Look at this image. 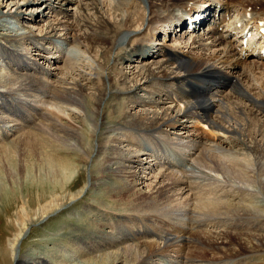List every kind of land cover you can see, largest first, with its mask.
Returning <instances> with one entry per match:
<instances>
[{
  "label": "rangeland",
  "instance_id": "rangeland-1",
  "mask_svg": "<svg viewBox=\"0 0 264 264\" xmlns=\"http://www.w3.org/2000/svg\"><path fill=\"white\" fill-rule=\"evenodd\" d=\"M35 1L36 0L34 1L17 0V2H19V5H17L16 7L17 8L21 7L23 11V16L19 17L18 19L10 18V17H2L3 21H0V24L4 25L2 26V28H0V32H1L0 34L7 31L6 29L9 28L11 30L10 34L12 35L9 38L11 39H17L15 38L17 37L16 35H20L28 31H30V33L33 34L34 38L29 39L28 41L26 39L23 40L21 37L20 38L18 37L20 39L19 40L20 42L18 43L13 42L14 44L13 46L18 47L19 50L21 49L22 51L28 50L30 52L29 55L25 58L26 63L29 62L31 66L34 68V72L33 70L32 71L30 70V73L36 76L41 75L45 81H48L51 84H58V80L63 79V77L67 79L68 82L78 81L81 76H79V74H75V72L76 70L79 69L80 71L78 72H81L82 75L85 74L84 77H86V79L83 81V83L86 86V89L82 93V94L86 93L84 95L85 97L95 93L96 92L95 88L99 86L104 88H107L109 86L110 87L117 86V87L125 88L126 86H128V84H124L122 82V79L126 77L128 78L131 77L130 79L133 80L134 74L133 75L131 74L130 76V71L135 70L136 72H138L143 62L141 63L140 61L141 58L138 59L136 58L134 62H129L128 59L122 61L119 58V54L125 53L127 50L126 47H122V46H125L128 43L141 40L140 31L144 30L147 24L145 21L143 22L142 20L135 21L133 23L128 22V14H129V10H131L132 13L135 14L142 13L140 12L142 10L138 12L133 11L131 9L130 4L127 3L128 0H126V2H120V0H96L98 2V5L102 9V15L104 17L111 19L112 21L118 19L119 24H122V28L129 27V30L127 32H131V33L135 32V34L132 36L130 35L127 37H123L122 39H119L115 44L110 41L95 42L93 41L92 37L88 39L90 36H84V35L83 38H81L80 40L77 37L78 38L77 41L75 39V34L77 36H80L84 33L90 32L88 27L82 26V24L83 25L85 24V20L88 19L89 21H94L97 17V15H95L92 9H90L91 7H87L85 5V3L89 1L87 0H48V1L37 0V2ZM200 1L202 2V0ZM203 1H208L210 3H213L212 0H203ZM8 2H9L8 0H0V14L2 12L7 13L9 10L13 11L14 9H16L15 5L13 4L10 5L12 7L11 9ZM117 6H120V9H116ZM122 6L124 10L122 9ZM157 7L156 10H159V6ZM173 9H175V7ZM157 13H158L157 11L155 14L152 11H150L149 13L150 21L156 20L155 22H157V20L158 19L160 20L161 16L164 15L159 13L158 15ZM198 14H200L199 9H198ZM165 15L167 16V12L165 13ZM242 16L243 14L239 16V18ZM141 18H143V15L141 16ZM50 19L51 20L59 19L66 24L68 23L67 25H69L70 23V25L69 26L66 25L67 27L65 26L66 28H68L66 30L63 29L58 30V35L56 37H53L52 39L43 38L42 37L43 33H45L47 29L46 24H48V21ZM214 20H216V18ZM141 21L143 23H141ZM198 23L199 21L194 22L193 24L194 26L197 24L196 26L198 29L200 27L201 30H203V28L209 30L208 28V26L210 25L209 21L203 23L202 26H200ZM171 27L172 26L164 25L163 29L161 28L162 32L169 31L167 35H164L163 33V38H165V42H163V40L160 41L156 38L153 41L155 45L153 47L156 48V50L154 51H156L157 56L154 55L155 57L149 59L147 58L146 60L143 61L152 62L154 60L153 66H155L154 63L157 62V60L159 61L161 58L165 59V56L161 54L162 52L161 50L164 49H165L164 52L166 50H167L166 52H171V51L180 52V53L189 52V43L192 40L193 35L195 36L196 34H198L197 32L198 30H195L196 33L194 32V30H190L187 33V30L185 31L180 27L178 28V26H175L176 28L174 27V29H171ZM72 35L74 36L73 38ZM205 41H207L208 44H212L209 38H206ZM0 43L3 44L4 47L6 46L13 48V46L10 43L8 42L6 43V41H4L3 39H0ZM61 44H63L62 45L63 54H64L63 57L59 55L60 53L62 54V52H60L59 50L61 48ZM114 45L116 47H122V48L117 49L115 47L113 49ZM55 46L57 48H55ZM86 46H92L93 47L92 51L85 48ZM222 48H223L222 45H218L217 47H212L210 49V52H208V54L210 53L214 54L216 53V51H214L215 49L222 50ZM2 50H0V75L2 74L6 75L7 77H11L13 80H11L10 83L6 84L5 86H0V102L3 100L7 102L9 100L10 102L13 101L12 103H16V104L19 103L18 106L19 112L14 111L17 113V116L12 114L13 109L10 110L9 104H7L8 106L2 105V107L0 108V118H1L0 126L3 128L8 126L10 128V130H8V128L4 129V131L6 132L5 134L4 133L2 134V131H0V151L5 149H6L5 151H10L9 145L11 143L15 144V139L19 138L22 132L35 131L36 127H40L42 129L43 128L48 129L46 124L50 122H48L45 119L51 117L54 110L56 114L57 112L59 113L57 114L58 116L57 115L55 116L56 118L54 117L56 120H58L59 123H64L65 121H69V120L70 122H73L74 120H72L68 115L69 114L68 110L63 108V106L65 107L67 106L66 103L57 102L56 104H54L55 100L51 99L48 96H43L39 94V92L37 93V91L34 90L27 91V89H22L24 86L23 79L12 74L13 71L11 70V67L4 60V57L1 56ZM115 51L116 54L114 56ZM112 57L114 59L113 62H112ZM231 58L233 59L234 57ZM231 58L226 57L224 59L227 60L228 62ZM171 65L174 66V62ZM121 67L124 68L125 70L124 73L120 72L117 69ZM263 67H261L260 69H264ZM13 69L14 71L17 72L15 67H13ZM67 72H69V74ZM66 73L68 74L69 77L66 75ZM130 79L128 81L131 83ZM262 83H264V81ZM60 84L67 87L68 85L70 86V84L68 83L67 84L60 83ZM167 85H172V84L165 83V86ZM154 87L156 88V86L150 87V89L147 87L145 88L143 87V89L140 88L136 90L135 95L136 97L144 98L145 96L149 95L147 94L148 93L147 89L152 91V93L153 92L155 93V91L156 93H160V88L157 89L158 90L157 91L156 89H154ZM226 88L227 87H225V89ZM1 92H5L7 95H5L4 97L1 95ZM11 94L12 96H17V97L9 96ZM222 95H225V93ZM154 96H156V94H154ZM124 97L126 98L127 95L120 94L119 99L113 100L112 98H110L109 103L115 104L117 100H125ZM160 101L161 103L160 105H158V107L156 105L151 106L147 104L143 107V105L138 104V106L137 105L129 106L128 107L129 110L127 111L129 112L130 115H134V114L139 115L141 112H144V109H146L149 110V112H151L150 115H148L147 117L151 118V116L153 115L152 112L154 111L156 112L158 110L159 112H161V110H163V108L166 107L173 106L174 111L176 110L179 111L180 109L178 115L179 118H177L178 122H176L177 124L170 127L165 126L164 127L165 131L163 132L165 134L163 136H161L162 132L160 130L159 133L155 132L157 129L146 131L143 130L141 127L131 126L132 124L129 125L125 124L122 126V128L116 126V130L112 131L111 133L105 134L107 138L106 137L104 138L105 141L108 142L109 140V142L113 143L114 140L112 138L116 137L115 139L124 142L122 145H120L122 146L121 147L122 150H119V154L121 155L122 153L123 154L127 153L130 154V156L132 155L135 156L134 159L135 158L136 159L133 162H136L138 164L136 163L131 164L128 170L134 171L135 178L138 179L139 181V183L135 187V189L137 188L136 190H140V192L143 193H151L150 191H152L154 183L158 182L159 178L162 177L160 175V172L166 171L170 177H181L187 179L186 184L182 185L183 191L181 192L180 189H177L176 191H174V195H172L170 199L162 200L161 201L162 205L154 210L146 209V208L126 209L124 207L125 204H121L120 206H117V203L115 202V198L113 196H103L101 198V201L99 203L100 206H99L98 204H96L97 202L93 200L94 196L92 197L91 195V192H94L96 190L94 188L89 187L91 183L90 168L93 165V161L100 156L99 155L100 143L97 140L95 144L96 147L95 151L93 152V154H91L90 156L91 159L89 158L88 163L84 165L85 167L83 168V172L85 173L84 174L85 179L87 180L86 181L87 184L85 185V188L87 189L85 191H82L78 196L70 200H67L64 204L58 206L51 212L43 215L40 218L35 219L33 222L28 224V226L24 228L21 237L16 241L14 248L12 247V264H86L85 262H87L88 259H92L93 257H97V256L98 257L103 256L104 254L106 255L107 253L121 252L120 249L129 246H135L137 243H140L141 240L149 241L150 239L151 241L152 239H156L152 241H156L159 242V244H161L160 237L158 238L151 231L130 233L129 231L124 229H123L124 231L122 230L121 233L118 234L119 236L116 237L107 236V238H105L104 241H101L98 234V223L100 221H104L105 223H110L108 224L110 227L106 225L104 231H107L108 233H112L113 231L118 230L117 226L114 224V221L121 220L123 222L131 223L132 221L128 220V218H130V215L138 214V216H144L145 214L146 215L149 214V216H153L158 219L163 217L165 218L166 216L168 221L171 219V221L174 222L176 218L181 219L179 218L180 215H177L178 211L173 210L174 207L177 209L183 206V208L185 207V209L189 211L192 208L196 212L198 211L197 206H195V204L197 203L198 206L199 205L203 207L208 206L209 212L206 213L207 217L206 215H201V216L199 215L198 217V214L195 215L194 212H192L191 214L192 218L190 219H193L195 215L196 218L194 219H199V218L203 219L200 221L181 219L182 220L181 223H184V226L186 225L185 227L187 228L189 227V229L187 230L188 234H190V236H195L197 232L213 233L220 230L225 231L228 234V237L226 239L227 240L229 239V242L233 241L232 243L234 249L233 251L235 253H232L231 256H224L226 253L229 252V250L228 251L226 250V252L222 250L225 254H223L222 251H220L221 253L220 252L213 253L212 251L216 249L208 248L204 246L207 244V241L204 240L196 241L190 239L185 241L186 245L184 247H181L184 256L189 257L188 256L189 253L191 256L192 253H194L193 255L196 256V257L192 256V259H188L189 261L185 260L183 263H181V261H179V257L172 258V256H176V254L174 252H171L172 255L161 254L159 255L160 257L154 256L153 257L154 261L152 260L151 262L146 264H177L178 262H180L181 264H264V245H261V247L254 248L253 250V248L251 247L253 244L252 241L254 240L248 239L249 234L252 236L256 234V236L264 237V192L262 193V189H259L260 185L257 182V181H262V182L264 181V158L257 160V159H253L254 156L252 155V153H247V151L240 152V151L231 150V149H236V150L241 149L239 147H232L230 150L226 151L223 143L221 142L231 141V139L235 140L237 137L240 136V134L235 132L232 133V130H229V132H227L226 130L224 131L219 127H216L215 129L211 127L209 123L208 125L210 126V128L206 124H204V127H202L201 124L203 123H200L197 120L196 122L191 117H180L182 112H184L181 111V109L184 110L186 108L187 102L185 105L184 102L179 103L173 101L171 103L168 100L165 101V99H161ZM254 101H258V100H254ZM226 104L228 106V102ZM69 105H73L70 106V108H73L74 110L78 111V108H76L77 106L71 103ZM240 105H245V104L240 103ZM215 107H218L220 109L219 105H216ZM219 109L214 108V111L212 113L213 117L216 116L215 110H219ZM228 111L229 112L227 113V115L229 116L226 115V120L228 121L226 123L225 122L222 123V126L224 128H226L229 124L232 125L235 122L240 121V115H242L240 114V112H237L230 108L228 109ZM102 112L106 116L105 121L109 123L108 125L115 126V124L118 121L119 115L118 114L114 115V107L113 108L112 106L105 107L103 108ZM246 112L247 110L245 109L244 113ZM24 114L28 115L26 118L27 122H23L25 121V119L23 120L21 119ZM60 114L61 115L63 114L62 116H64L65 118L61 119ZM249 114L250 113H247L246 116ZM234 115H236V117L237 116L239 117L236 118ZM231 116H234L235 118ZM248 118L250 119V116H248ZM258 118H256L253 122L256 123L257 125L264 123L262 121L264 119V116L261 117L258 116ZM257 119L260 120V122ZM3 120H6V122H2ZM233 120H235V122ZM86 123L89 129L91 130L96 129V126L93 121L87 119ZM36 131L40 132L39 130ZM142 132H144L145 134L139 138L138 140L139 143H138L137 134ZM151 133L159 135L160 138L156 136L153 137L149 136L151 135ZM126 134H132L135 137L134 138L135 142H133V144L129 143V139H126V137L128 138ZM165 136L169 137V140H171L172 142H175V146L177 147L178 150L185 152L184 158L186 159L183 160L182 162L183 164L180 163V166L178 168L175 169L173 168L172 170L166 169L163 165H161L162 167L159 166L160 165L158 163L159 155L157 157L156 152H154L153 150H147L142 146L144 144L152 145V148L154 150H157L159 147L162 146V142L164 141L162 140V137ZM192 137H195L198 140L201 139L200 142L202 143V145L207 144L206 146L201 147L202 151L205 149L203 152L212 153L211 150L214 149L211 148H217L218 152H216L215 149L214 154L219 155L224 161H227L228 163L226 167L227 172L230 173L245 172L250 175L256 174V179L254 180V182L237 177L232 179L234 182L233 181L231 182V179L225 178L224 172L217 173L213 170L204 167V165H198V166L201 169H203L205 172H207L208 175H206V177H200L202 174L201 173L198 174L194 170L186 171L187 169L191 168L192 164L195 165V163L196 164H198V162L201 163V160L199 158V154H201V152H199L200 150L196 149V144L193 146L190 144V141L193 139ZM204 137H208L209 141L205 140ZM178 138L179 139L184 138L183 139L184 141L182 140L180 141ZM70 143L75 146L74 141H71ZM219 146L221 148H219ZM11 151H13V149H11ZM77 151H78L77 153L79 154L82 153L83 155L81 148H77ZM95 152L98 154L96 155ZM108 152H112V150ZM10 154H14V152ZM15 157L17 158V160L19 159L18 155H16ZM234 157L238 158V160L241 162V166L230 162V159ZM155 158L157 160H155ZM30 160H32V158H30ZM19 161L21 162V159ZM188 161L190 164L189 163L187 164ZM5 162L6 160H4V162H1V164H4L6 167L8 166V163ZM24 163L28 164L26 162ZM183 167L185 169H183ZM7 169L9 168L7 167ZM5 170L3 171V174L4 173L7 174ZM79 172L80 170L78 169L73 170V175L72 178L70 179L72 183L70 184V186H68L69 187L68 189L72 191L73 190L77 191L80 187H82L81 184L84 181V179L82 176L77 177ZM76 177L77 179H75ZM5 178L6 181L8 179L10 180V177H5ZM8 182L9 181H7V183ZM5 183L2 186L7 185ZM192 186L195 187V191L191 189ZM200 187L203 188L204 190L201 189ZM17 190L21 191V187H18ZM198 190H200V194L202 195L200 196V194L197 193L199 194L198 197L202 201L200 200L198 201V199L196 200L195 198V194H196L195 192ZM37 194L38 193H36V191L34 192L33 190L32 196H35V198L32 197L30 199V205L33 207L37 206L35 202L37 199L36 197ZM26 195L27 197L24 198L25 202H26L25 199L28 200V193ZM9 197H10L9 200L8 199L5 200V197H3V199L0 198V264H11V261L8 258L7 261L4 262L3 257L1 256L5 255V251H8V249L10 248V246H8L7 249V241L11 239V237L14 235V231L16 230V226H17V220H19L16 213L18 210H21V203L17 201L18 194L16 195L11 194V196ZM98 200L100 199L97 198V201ZM143 200L144 199H139L136 202ZM227 200H229L231 204H236V205L244 204L245 206V204H248V207H250V210L252 212L241 213L242 215H244L245 218H247L248 221L244 217H242V215H240L241 216L240 218L239 215H235L233 212L232 214L228 213L229 216L224 214L223 215L219 214L220 216H217L218 214L216 213H215L216 215L213 212L210 213L212 208L211 205H208V203L221 202L227 204ZM189 211H182L181 214H184L186 212L188 213ZM208 213H210L211 215L209 214L208 216ZM211 216L214 217L215 220ZM217 217L219 218L217 219ZM225 219L227 220L228 223H226ZM147 223L151 225H156L157 228H162V222L160 226H158L159 223L157 224L156 220L154 222L149 220L147 221ZM124 238H126L127 241ZM116 239L125 240V241L121 242L120 244L119 241H117V244L119 246L118 247L115 241ZM201 248L203 250L205 249L206 251H203ZM32 251L35 252L42 251L41 252L42 254H36V256H40L41 258L33 261L34 252ZM21 255H23L24 259L22 261L20 260L19 262L17 258L19 256L20 259ZM29 256H30L29 259L32 260L31 262L29 261L26 263L25 258H28ZM43 259H45L44 261L47 262H43ZM176 259H178V262ZM115 264H127V263L125 260L124 261L122 260L116 262Z\"/></svg>",
  "mask_w": 264,
  "mask_h": 264
},
{
  "label": "bare ground",
  "instance_id": "bare-ground-1",
  "mask_svg": "<svg viewBox=\"0 0 264 264\" xmlns=\"http://www.w3.org/2000/svg\"><path fill=\"white\" fill-rule=\"evenodd\" d=\"M8 1H9L8 2L9 6L12 4L15 5V7L19 5V2H17V0H8ZM45 1H48V0H45ZM87 1L89 2H86L85 5L87 7H91L90 9H92V11L95 13V15H97V17L94 21H89L87 19L89 17L86 18L87 20H85V24L84 25L82 24V26L88 27L90 32L84 33L80 36H77L75 34L76 40L78 38L80 40L81 38H83V35H84V36H90L88 39L92 37L93 41L95 42H103V41L109 42L110 41L115 44L114 39L116 35L124 34V36H127L126 34H128L127 31L129 30V27L122 28V24H119L118 19H116L115 21H112L111 19L104 17L102 15V9L100 8L96 0H87ZM128 1L127 3L130 4L131 9L133 11L138 12L142 10L141 9L142 6L138 3L137 0H128ZM185 1L186 0H147V3L149 4L150 11H152L154 14L156 13V11L158 12V10L156 9L158 8L157 6H159V9L164 8L167 11V17H171L172 12H170L169 8L172 6L181 4ZM231 1L237 4L238 6H240L244 10L258 9V11L264 15V0H231ZM35 2H37V0ZM120 2H126V1L120 0ZM202 4L209 5L210 2L202 0ZM221 6L223 7V5ZM10 8L12 9L11 6ZM208 8H210V5L208 6ZM116 9H120V6H117ZM122 9H123V6H122ZM201 9L203 8H199V10ZM140 12L142 13L135 14V13H132L131 10H129L128 22L133 23L135 21L142 20L141 16L143 15V11H140ZM185 14H188V13H185ZM214 14H215V11L203 10L202 12L200 11V14L196 13L195 16L191 17L190 15V17L193 23L199 21L198 24L202 26L203 23H206L207 21H210L212 19L214 20L216 18ZM21 16H23V11L21 7L20 8L16 7V9H14L13 11L9 10L7 13L2 12L0 14V21H3L2 17H10V18L18 19ZM46 19H47V16H46ZM239 19L244 20L245 16L243 15ZM261 19H264V17ZM164 21H167V20H164ZM175 21H176L175 23H170L172 25L170 24H167V25L173 26V24H175V26H178V25L182 26L180 24V20L179 21L175 20ZM67 24L59 19H54V20L50 19L48 21V24H46L47 29L45 33H43L42 37L48 38V39H52L53 37H56L58 35V30L68 29L66 27L69 26L70 23L69 25ZM196 25L194 26L193 24L191 30H194V32L195 30H198L197 31L198 34H196L195 36L193 35V38L189 43L188 53L187 52L180 53V52H174V51L166 52L167 50L164 52L165 49L161 50L162 51L161 54L165 56V59L161 58L159 61L157 60V62L154 63L155 66H153L154 60L152 62L151 61L150 62L141 61V63L143 62V64L142 66L140 65L141 66L140 70L137 69L138 72H136L135 70L130 71V76L131 74L132 75L134 74L133 80L130 79L131 77L130 78L126 77L122 79V82L124 84H128V86H126L125 88H121L117 86H113V87L109 86L107 88H104V87L99 86L95 88L96 89V92L94 91L95 93L93 94L90 93L92 96L89 95L87 97L84 96L86 93L82 94L83 91L86 89V86L83 83L86 77H84L85 75L84 73H83L84 75H82L81 72H78L80 71L79 69L76 70L75 72V74H79V76H81L78 81L68 82V80L63 77V79L58 80V84H51L48 81H45L41 75L38 74L39 76H36L30 73V70L31 71L33 70L34 72V68L31 66L29 62H28L29 64L26 63V60H25V58L29 55L30 52L28 50H25V51H22V49L19 50L18 47L13 46L14 45L13 42L15 43L20 42L19 41L20 37L23 40L26 39L27 41L29 39L34 38L33 34L30 33V31L25 32L20 35H16L17 37L15 38L17 39L9 38L12 36L10 34L11 30L9 28L6 29L7 31L0 34V39H3L4 41H6V43L8 42L13 46V48L6 47V46L4 47V45L0 43V48H1L0 50L3 49L2 50L3 55L1 54V56L4 57V60L11 67V70L13 71L12 74L23 79L24 86L22 89H27V91L34 90V91H37V93L39 92V94L43 96H48L51 99L55 100L54 104H56L57 102L66 103L67 106L66 107L63 106V108L68 110L69 112L68 115L70 116L72 120H74L73 122H70L69 120V121H65L64 123H59L58 120L55 119L56 118L55 116L59 113L57 112L56 114L54 110L52 116L49 117L48 119H45L48 122H50L46 124L48 129H45V128L42 129L40 127H36V130H39L40 132L36 130L31 131V132H22L20 137L15 139V144L11 143L9 145L10 151L11 149H13V151L11 152L5 151L6 149L0 151V198L3 199V197H5V200L7 199L9 200L10 199L9 196H11V194H15V195L18 194L17 201L21 203V210H18L16 213L17 217L19 218V220H17L16 230L14 231V235L11 237V239L7 241V249H8V246H10V248L8 249V251H5V255L1 256L3 257L4 262H6L8 258L12 264V247L14 248L16 241L21 237L24 228L27 227L28 224L33 222L35 219L40 218L43 215L51 212L58 206L64 204L67 200H70L78 196L82 191H85L87 189L85 188V185L87 184L86 182L87 180L85 179V175H84L85 173L83 172V168L85 167L84 165L88 163L91 154H93V152L95 151V148H96L95 144L97 140L100 143L99 144V150H100L99 155L100 156L98 155L100 158L99 157L96 158L93 161V165L90 168L91 183L89 186L90 188H94L96 190L94 192H91L92 197L94 196L93 200L97 202V203L96 202L94 203L99 205L101 198L103 196H113L115 198V202L117 203V206H120L121 204H125L124 207L126 209L146 208V209L154 210V209L159 208L162 205V202H161L162 200L170 199V197L174 195V191H176L177 189H180L181 192L183 191L182 185L186 184L187 179L181 178V177H170L166 171L160 172V175L162 177L159 178L158 182L154 183L152 191H150L151 193H143V192H140V190H136L137 188L135 189V187L139 183V181L138 179L135 178L134 171L128 170L131 164L136 163V162H133L136 159V158L134 159L135 156L133 155L130 156V154H127V153L126 154L122 153L120 155L119 150H122L121 148L122 146L120 145H122L124 142L115 139L116 137L112 138L115 141V142L113 141V143L115 144L109 142V140H108L109 142L108 143L107 141H105V138H104L106 137L105 134L115 131L116 126L122 128V126L125 124H128V125L132 124L131 126L141 127L144 130L157 129L158 132L161 131L162 133L165 131L164 130L165 126L170 127V126H174L175 124H177L176 122H178L177 118H179L178 115H179L180 109L179 111L176 110L177 111L176 113V111H174L173 106L163 108L161 112H159V110L156 112L155 111L152 112L153 115L151 116V118L147 117L148 115H150L151 112H149V110H146V109H144V112H141L139 115L138 114L130 115L129 112L127 111L129 110L128 108L129 106H135V105L138 106L139 104V105H143L144 107L147 104L151 106L156 105L158 107V105H160L161 103L160 101L161 99H165V101H167L170 97H168L165 89L161 88L165 86L166 78H171L172 76H174L178 80L180 85H182L184 83L183 80L189 81L192 78V74L199 70H202L205 73L214 75V77H204V76H196V75L193 76V78L196 81H200L201 85L206 86V87H201V90L196 89L192 91V95L190 96V99L198 98V101L196 103H193L192 100H188L186 108L184 110L181 109V111H184V112H182L180 117H191L195 121L197 120V121H203V122L209 123L211 127L215 129L216 127H219L220 129H223L224 131L226 130L227 132H229V130H232V133L233 132L238 133L240 134V136L237 137L235 140L231 139V141L221 142L223 143L226 151L230 150L232 147H239L241 149L239 150L231 149V150L240 151V152L247 151V153H252V155L254 156L253 159H257V160L264 158V123L257 125L256 123L253 122L256 118H258V116L256 117V111L254 109L250 108L249 106L247 107L246 104L243 102H239L231 94L222 95L226 93L225 87L227 86L230 87V85H236V86L242 87V84L246 83L247 84L246 88H248L249 90L247 92L246 97L249 100H253V101L260 100L264 102V93L261 90L262 87H259V85H257L253 81L256 79L259 82V84H262V82L264 81V69H260L261 66L256 67V68H259L260 69L259 72L262 73L260 79L256 78L254 74L249 75V72L241 67L240 60H237V58L235 60L231 58L235 56V52H234L233 46L227 43L226 37L224 35L219 34L215 30H211L210 26L212 25V23H210V25L208 26L209 30L204 29V28L203 30H201L200 27L198 29ZM2 26L4 25L0 24V28H2ZM73 37L74 36L72 35V38ZM206 38H209L212 44H208L207 41H205ZM218 45H222L224 49L223 48L222 50L215 49L214 51H216V53L208 54V52H210V49L212 47H217ZM125 47L127 48L126 52L119 54V58L122 61L128 59L129 62H134L137 58L136 56H139L136 52L140 51L143 47H145V45H143L142 43H134V44L130 43V44H127ZM85 48L91 51L93 49L92 46H86ZM154 50H156V48L153 47V48H148V50L146 51V54L149 55V58L155 57L154 55H156V51ZM226 57L231 58V59L227 62V60L224 59ZM173 62H174V66L171 65ZM226 62H227V65H226ZM13 67L16 68L17 72L14 71ZM117 69L123 73L125 71L124 68L122 67L117 68ZM69 72L67 73L69 74ZM67 73L66 75L68 76ZM129 79L131 80V83L128 81ZM11 80H13L11 77H7L6 75H3V74L0 75V86H5L6 84L10 83ZM54 81H57V80H54ZM60 83H66V84L68 83L70 84V86L68 85L67 87V86L61 85ZM179 83L177 84L179 85ZM153 86H156V88L154 87V89L156 90L160 88V93H156L155 90H154L155 93L154 92L152 93V91H150L149 89L150 87H153ZM143 87L149 88L147 89L148 91L147 94L149 95L145 96L144 98L136 97L135 95L136 90L140 88L143 89ZM120 94L127 95L126 98L124 97L125 100H117L118 102L116 101L115 104L109 103L110 98H112L113 100L119 99ZM154 94H156V96H154ZM1 95L5 97V95L7 94L5 92H1ZM9 96H12V94ZM12 97H17V96H12ZM5 102H6L5 100L0 102V108L2 107V105H7V104H9L10 110L12 109L17 110L19 108L18 107L19 103L18 104L12 103L13 101L10 102L9 100L6 103ZM227 102H228V106L226 104ZM70 103L77 106L76 108H78V111L74 110L73 108H70V106H73V105H69ZM240 103H243L245 105H240ZM216 105H219L220 109L218 107H215ZM108 106L110 107L112 106V108L114 107V115L115 114L119 115L118 121L115 124V126H111V125L109 126L108 125L109 123L105 121L106 116L104 115L102 111H103V108L108 107ZM125 107L128 109H126ZM214 108L219 109V110H215L216 116L213 117L212 113L214 111ZM227 108L240 112V114L242 115H240V121L235 122V120H233L235 122L234 124L232 125L227 124L228 126L224 128L222 126V123L223 122L226 123L228 121L226 120V115L229 112ZM245 109L247 110L246 113H244ZM258 110L262 111L259 108ZM247 113H250L251 115L249 114L246 116ZM62 115L60 114L61 119L65 118ZM27 116H28L27 114L23 115L22 119H25V121L23 122H27L26 120ZM234 116L236 117V115ZM234 116H231V117H234ZM248 116H250V119L248 118ZM87 119L94 122L96 129H93V130L89 129L86 123ZM258 121L260 122V120ZM2 122H6V120H3ZM5 128H8V130H10L8 126H6ZM5 128L0 126V131H2V134L6 133L4 131ZM192 138L193 139L190 141V144L192 146L196 144V149L200 150L199 152H201V154H199V158L202 164L200 162H198V164L195 163V165L192 164L191 168L187 169L186 171L194 170L196 173L202 174L200 177H206V175H208L207 172H205L203 169H201L198 166V165H204V167L210 170H213L217 173L224 172L225 178L231 179V182L233 181L232 179L236 177L254 182V180L256 179V174L250 175L245 172H238V173L227 172V169H226L227 164H228L227 161H224L219 155L214 154L215 149H216V152H218L217 148H211L214 150L208 149V150H211L212 153L203 152L205 149L202 151L201 147L206 146L207 144L202 145V143L200 142L201 139L198 140L195 137H192ZM126 139H129V143L132 142V138L130 136ZM183 139L184 138H181L179 140L184 141ZM71 141L75 142L76 147L70 143ZM190 144H189V147H190ZM220 146L219 148H221ZM77 148H81L83 155L82 153L81 154L77 153L78 152ZM110 150H112V152H108ZM13 152L14 154H10ZM97 154L98 153H96V155ZM16 155H18L19 157L18 160L15 157ZM30 158H32V160H30ZM20 159H21V162L19 161ZM4 160H6V162L8 163V166L6 167L4 164H1V162H4ZM24 162L28 164H25ZM230 162L241 166V162L238 160L237 157L231 158ZM188 163L189 161L187 162V164ZM7 167L9 169H7ZM74 169L80 170L77 177L82 176L84 179V181L81 184L82 187H80L81 189L79 188L77 191L76 190L72 191L68 189L69 188L68 186H70V184L72 183L70 179L72 178ZM183 169L185 168L183 167ZM4 170L6 171L7 174L5 173L3 174ZM5 177H10V180L9 179L7 180L9 181L8 182L9 185ZM77 177L75 179H77ZM257 182L260 185L259 189H262V193H263L264 192L263 190L264 181L263 182L257 181ZM4 183L7 184L8 186L7 185L2 186ZM18 187H21V191L17 190ZM33 190L34 192L36 191V193H38L36 196L37 199L35 201L37 204L36 207H33L30 205V199L32 197L35 198V196H32ZM27 193H28L29 201L25 199L26 200L25 202L24 198L27 197L26 195ZM195 193H196L195 194L196 200L198 199V201L199 200L202 201L198 197V195L200 194V190L196 191ZM200 196L202 195L200 194ZM97 198H99L100 200L97 201ZM139 199H144V200L136 202ZM208 205H211V208H212L210 213L211 212H213L214 214L216 213L218 214L217 216H220L221 214L228 215V213L232 214V212L235 215L240 216L242 215L241 213L252 212L250 210V207H248V204H245V206L244 204L243 205L231 204L229 200H227V204L221 203V202H213V203H208ZM195 206H197L198 208L197 209L198 211L196 212L192 208L190 209V211L186 210L185 207L183 208V206L177 209L174 207L173 210L178 211L177 215H180L179 218H181L182 220H185L187 218H189V220H192L190 219L192 218L191 217L192 212H194L195 215L197 214H199L200 216L206 215L207 217L206 213L209 212L208 206H204V207L201 205L198 206V203L195 204ZM182 211H189V212L181 214ZM210 213H208V216ZM242 217H244V215H242ZM212 218L214 219V217ZM218 218L219 217H217V219ZM181 219L176 218L177 221L175 220L174 222H172L171 219L168 221L166 216L165 218L163 217V218L158 219L153 216H149V214L147 215L145 214L144 216H138V214L130 215V218H128V220L132 221L131 223L123 222L121 220H115L114 224L117 226L118 230L113 231L112 233H108L107 231H104L105 226L110 223H105L104 221H100L98 223V234H99V238L101 241H104L105 238H107V236L109 237L119 236L118 234L121 233V231L124 229V230L129 231L130 233L131 232L140 233L142 230H144V232L151 231L155 234V236H157L158 238L160 237L161 241L160 240L159 241L161 244H159V242L152 241L156 239H152L151 241L150 239L149 241L141 240L140 243H137L135 246H129V247L120 249L121 252L107 253L106 255L104 254L103 256L93 257L92 259H88L87 262L85 263L86 264H90V263L91 264H115L118 261L125 260L127 264H146V263L151 262L154 256H159L161 254L172 255L171 252H174L176 254V256H172V258L179 257V261L183 263L185 260L192 259V256L196 257L195 255H193L194 253H192V256L189 253L188 254L189 257H186L183 255V252L181 250V247H184L186 245L185 241L190 240V239H193L196 241L197 240L207 241V244L204 246L208 248L216 249L212 251L213 253H218L222 250H224L225 252L226 250L227 251L229 250V252L226 254L222 251V253L225 254L224 256H231L232 253H235L233 251L234 250L233 244H232L233 241L229 242V239L228 240L226 239L228 237L227 232L222 231V230L216 231L213 233L197 232L195 236H190V234H188V231H187L189 227L188 228L185 227L186 225L184 226V223H181L182 221ZM245 219L247 220V218ZM149 220L153 222L156 220L157 224L159 223L158 226H160L162 222V228H157L156 225L148 224L147 221ZM164 220L167 221L168 223L165 222ZM226 223H228L227 220H226ZM240 223H241V220H240ZM124 239L126 240V238ZM248 239L256 241V242L252 241L253 244L251 248H253V250L254 248L261 247V245H264V237L256 236V234L254 236L249 234ZM125 240L116 239L115 241H116V244H117V241H119V244H120L121 242H124ZM203 251H206V250L204 249ZM32 252H34L33 261L41 258L40 256H36V254H42L41 253L42 251H38V252L32 251ZM29 258L30 256L28 258H25L26 263L29 261L31 262L32 259H29ZM23 259H24L23 255L20 256V259H19V256L17 258L19 262L20 260L22 261ZM44 260L45 259H43V262H47ZM176 260L178 262V259ZM181 263L178 262L177 264H181Z\"/></svg>",
  "mask_w": 264,
  "mask_h": 264
}]
</instances>
